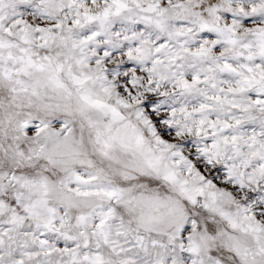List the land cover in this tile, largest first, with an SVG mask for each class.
<instances>
[{
    "label": "snow or ice",
    "instance_id": "6c2138e0",
    "mask_svg": "<svg viewBox=\"0 0 264 264\" xmlns=\"http://www.w3.org/2000/svg\"><path fill=\"white\" fill-rule=\"evenodd\" d=\"M0 264H264V0H0Z\"/></svg>",
    "mask_w": 264,
    "mask_h": 264
}]
</instances>
